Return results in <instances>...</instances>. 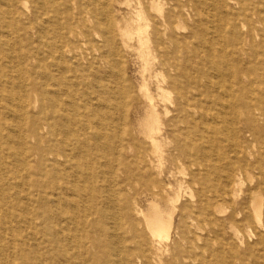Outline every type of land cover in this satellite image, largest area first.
I'll list each match as a JSON object with an SVG mask.
<instances>
[{"label":"bare ground","instance_id":"1","mask_svg":"<svg viewBox=\"0 0 264 264\" xmlns=\"http://www.w3.org/2000/svg\"><path fill=\"white\" fill-rule=\"evenodd\" d=\"M193 1L0 0V131L6 149L0 193L12 195L9 208L20 210L23 191V215L45 207L57 212L53 237L46 227L53 220L45 214L27 222L57 247V255L40 264H231L219 263L215 255L206 259V246H194L175 223L178 206L187 195L190 201L195 197L186 184L200 186L216 164L210 165L204 145L212 111L204 104L203 77L189 69H204L201 21L190 24L199 12ZM122 49L143 61L135 87L125 82ZM98 60L108 65L109 80L95 78L103 92L93 90L84 101L85 95L69 91L60 71L69 61L95 67ZM129 99L137 101L135 134L126 130ZM80 106L87 107L86 114ZM256 112L246 105L240 111L249 127L257 121ZM15 115L24 125L22 138L17 134L20 150L12 141L21 127ZM113 118L123 121L115 148L106 143ZM178 165L189 169L183 177L174 173ZM20 167L26 179L13 185ZM84 170L92 177H81ZM220 192L215 188L213 194ZM252 195L255 223L264 229L263 199ZM238 196L235 190V201ZM199 208L207 212L202 202ZM80 248L83 255L76 254ZM36 251L27 246V264L41 259Z\"/></svg>","mask_w":264,"mask_h":264},{"label":"rangeland","instance_id":"2","mask_svg":"<svg viewBox=\"0 0 264 264\" xmlns=\"http://www.w3.org/2000/svg\"><path fill=\"white\" fill-rule=\"evenodd\" d=\"M193 3L198 5L199 12L193 13L190 24H193L194 19L201 21L198 33H202L205 38L201 55L204 69H193V65L189 69L191 74L203 77L204 104L212 111L205 123L204 145L210 153V165L216 164L209 176L200 182V186L186 184V192H192L195 197L190 201L187 195L188 199L178 206L175 223L185 230L194 246H206L204 257L208 260L215 255L212 259H217L219 263L228 261L231 264H264V229L255 223L251 208L254 198L252 193L262 197L264 206V0H194ZM121 55L122 69L126 73L125 82L127 86L135 87L138 82L137 70L142 68L143 61L136 52L127 53L122 49ZM24 56L26 57L25 54ZM28 69L32 68L28 66ZM108 69V65L101 60L97 61L95 67H89L85 61H69L60 72L68 81L69 91L85 95V101L93 90L103 92L95 78L105 83L109 80ZM43 84L44 81L40 80L42 91L45 88ZM28 88L31 93L32 87ZM136 102L133 99L127 101L125 120L127 132L133 134L136 133L138 122L134 110ZM243 105L257 111V121L251 127L246 124L244 115H240ZM80 108V112L86 114L87 107ZM2 114L3 110L0 109V116ZM15 117V124L21 127L12 141L14 149L20 150L22 145L17 144V134L22 138L24 125L20 116ZM87 119L95 123V119L89 116ZM121 123L123 121H116V118L114 124L107 122L106 133L109 139L106 143L112 148L118 145L117 136ZM2 131L0 159L6 151L1 140ZM113 158L111 155L112 162ZM216 159L219 160L216 162ZM109 166L111 169L115 167L110 162ZM5 168L0 162V170ZM20 169L21 167L20 175L17 174L19 178L11 180V184L25 181L27 172ZM188 170V167L178 165L174 173L176 177H183L182 174L188 173ZM85 174L92 177V172L87 170L80 173L81 177ZM4 183L9 186V182ZM220 185L225 186L223 193L220 192ZM202 186L204 193L201 192ZM215 188L220 192L217 197L213 194ZM235 190L240 195L237 201L233 198ZM18 196L22 205L20 210H13L8 205L9 202L13 203L12 195L3 196L0 193V264H27V246L37 248L36 252L41 259L37 258L34 262L40 264L42 260L56 256L57 247L50 243V239L44 242L48 238L47 234L41 233L40 228L28 227L27 222L34 221L38 214H45L53 220V225L49 223L46 226L53 237L59 226V218L56 211L46 207L40 211H26L23 215L24 192H20ZM200 202L205 205L206 213L200 210ZM86 204L90 205L85 203V206ZM18 214L21 217L16 219L15 215ZM121 220L123 221L122 217L118 218V222ZM186 222H190V225L187 226ZM36 224L39 226L40 220ZM69 226L71 231L67 235L72 238L75 235L74 226ZM231 227L239 232V237L234 236ZM197 237L202 238L199 244L196 242ZM173 240H177V236L174 235ZM83 253L81 248L76 250V254Z\"/></svg>","mask_w":264,"mask_h":264}]
</instances>
